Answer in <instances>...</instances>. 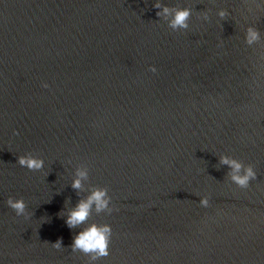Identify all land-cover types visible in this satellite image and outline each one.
<instances>
[{
    "label": "water",
    "instance_id": "1",
    "mask_svg": "<svg viewBox=\"0 0 264 264\" xmlns=\"http://www.w3.org/2000/svg\"><path fill=\"white\" fill-rule=\"evenodd\" d=\"M159 2L190 7L189 28L157 0H0V264H89L70 246L92 223L112 229L92 264H264V0ZM97 187L118 210L69 228Z\"/></svg>",
    "mask_w": 264,
    "mask_h": 264
},
{
    "label": "clouds",
    "instance_id": "2",
    "mask_svg": "<svg viewBox=\"0 0 264 264\" xmlns=\"http://www.w3.org/2000/svg\"><path fill=\"white\" fill-rule=\"evenodd\" d=\"M154 8L160 9L156 12L157 17H162L167 20L168 27L175 31L187 30L189 28V20L192 15V9L190 7H169L162 5L159 0L153 5ZM226 15L225 11H220L219 16L223 18ZM204 19H207V15L204 14ZM259 40V32L254 28L247 29L246 42L251 45L253 42ZM155 73L157 69L153 66L149 69ZM42 87L47 88L48 84L43 83ZM18 134V133H14ZM19 166L27 168L29 171H39L44 167V160L38 158L31 153L20 155L16 158ZM221 163L229 165L231 172L229 173L233 182L242 188H246L249 185V181L256 178V172L253 167L249 165L247 168H243V165L235 159L228 157H221ZM243 168L244 174L241 175V169ZM77 178L72 182L71 187L76 190H83L82 181L86 180L88 173L86 169H77ZM111 197L108 195V189L103 187H97L93 189L90 194L81 199L75 208L68 212L66 218V224L69 228H75L79 225L85 224L90 215L92 214L93 207L96 213L111 214L114 210L110 207ZM207 200L201 201V204L207 206ZM6 204L11 208L16 216H24L25 219L31 215L27 211V205L23 198L9 197ZM112 236V229L108 224H96L92 223L80 231L74 238L71 244V251L73 253L80 252L89 258V264L95 262L101 258L107 257L109 253V245ZM52 247L55 249L62 248V240L58 239Z\"/></svg>",
    "mask_w": 264,
    "mask_h": 264
}]
</instances>
